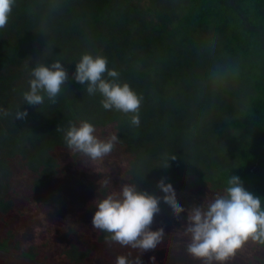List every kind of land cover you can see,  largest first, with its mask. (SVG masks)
Instances as JSON below:
<instances>
[{
  "label": "trees",
  "instance_id": "obj_1",
  "mask_svg": "<svg viewBox=\"0 0 264 264\" xmlns=\"http://www.w3.org/2000/svg\"><path fill=\"white\" fill-rule=\"evenodd\" d=\"M126 2L133 0H15L0 28V264H115L119 254L132 264H153V258L155 264H188L193 256L186 250V213L176 217L161 207L153 230L165 229V239L150 254L92 226L94 199L123 183L162 199L158 185L166 181L188 209L223 194L229 177L237 175L264 204V0H189L182 15L159 11L162 0H147L156 32L144 26L139 11L121 7ZM206 29L224 42V66L219 81L214 71L205 78L214 93L210 100L196 97L189 106L181 92L175 94V81L196 67L207 70L199 51ZM85 52L105 56L107 67L142 98L139 124L130 122L131 113L104 109L98 92L89 94L73 79L75 62ZM57 59L68 76L55 100L23 103L30 66ZM199 80L192 95L208 90ZM217 85L230 104L239 103L232 106L235 134L228 138L235 144L227 159L226 152H214L204 164L206 143L217 140L218 130L213 121L201 128V115L216 106ZM17 108H27V117L15 119ZM85 119L98 137H118L102 158L93 160L65 143L69 124ZM173 157L174 165L161 167ZM196 170L213 179L201 182L193 176ZM38 248L47 252L43 259L36 257Z\"/></svg>",
  "mask_w": 264,
  "mask_h": 264
},
{
  "label": "clouds",
  "instance_id": "obj_2",
  "mask_svg": "<svg viewBox=\"0 0 264 264\" xmlns=\"http://www.w3.org/2000/svg\"><path fill=\"white\" fill-rule=\"evenodd\" d=\"M15 0H0V28L8 22ZM62 60H51L45 64L37 60L30 66L28 89L22 93L23 103L39 106L45 97L54 101L64 86L67 71ZM118 72L107 67V58L100 54L85 52L75 62L73 79L89 94L99 93L104 109H115L131 113L130 122L139 124L138 108L141 97L127 82L118 79ZM27 108L15 111L14 118L27 117ZM118 137L115 133L107 138L95 134V125L89 120L70 123L64 134L67 147L95 160L110 153ZM176 163L173 157L166 166ZM162 199L140 190L135 183H123L118 191H110L94 199L91 224L94 228L110 234V239L121 245L137 249L143 254L156 252L164 243L165 229L153 230L161 207L169 209L173 216L186 213L185 231L190 235L187 252L212 264H224L229 257L249 239L264 243V204L244 187L237 175H231L223 194H218L206 204H194L185 209L177 202L172 186L162 181L158 185ZM115 264H132L124 254L115 258ZM135 264H140L139 260ZM153 264L155 260L153 258Z\"/></svg>",
  "mask_w": 264,
  "mask_h": 264
},
{
  "label": "rangeland",
  "instance_id": "obj_3",
  "mask_svg": "<svg viewBox=\"0 0 264 264\" xmlns=\"http://www.w3.org/2000/svg\"><path fill=\"white\" fill-rule=\"evenodd\" d=\"M147 4V0H133L132 6L128 5L127 2L125 5H121V7L127 6V8L132 11V9L134 8L135 11H139L141 13V19L144 21V26L146 27L147 25V29L148 30H155L156 32V15L155 12H153V10H151V8H147V7H151L150 5H146ZM189 0H175L173 2H171L169 5L170 7H168V5H166V2L162 0V4L160 5H156L158 6V10L159 11H166L168 12V9L170 8L171 11L174 12L175 15H179V14H183L185 13V8L187 7V5L189 4L188 2ZM136 4V5H135ZM138 6V7H136ZM125 8V7H124ZM126 8V9H127ZM139 8V10L137 9ZM127 9V10H128ZM139 27L133 28V30H137ZM209 29H206L205 33L202 34V44L201 47H199V51L200 53L203 54L204 57H201V60H203V64L206 66L207 70L204 68V70L199 69L198 67H196L195 70L193 71H189L190 74H187L185 77H181V76H177V82L179 84V87L177 90H175V94L176 91L179 93L181 92L182 94L179 95V97H181V101H187L189 106H192V103L195 101L196 97L198 98V100L200 101H206V100H210L209 98L214 94L210 91L209 86L211 85L210 82H206L207 80L205 79L212 71H214L215 77H214V81H219V77L221 75V68L224 66L223 65V61L221 58L222 57V52H221V48L223 47L224 42L216 37L215 34H212L209 32ZM209 67L212 69H209ZM197 79H200V82L205 83V87L208 88V90H206L205 92H202L201 90H199L198 88V92H196L195 94L192 95V91H196V82ZM198 81V82H199ZM172 83H174L172 81ZM214 85V84H212ZM218 86V92L221 90V87L219 85ZM195 88V90H194ZM222 90L220 91V93H218V96L215 98L217 99V104L215 107L211 106V111L213 110V113L211 114L210 112H203V115H201L206 119V123H200V127H207L210 126V122L213 121V123H216V127L218 131L215 132V134L217 135V140H208L206 145H209L205 152L206 154L204 155L202 161L204 162V164H206V162H208V159L211 158L213 156L214 152L219 153L220 155V151L222 152H226V159H227V154H229L227 151L229 150V148H231V146H233L235 143L233 141H230L228 138H230V136H233L235 134V130L232 128V124L230 119L232 118V114L234 113V110H232V106L236 103V109H237V104L238 101L232 99V103L230 104V100L228 97L229 94H224L221 93ZM184 93V95H183ZM183 95V96H182ZM240 107V105H239ZM192 110V109H191ZM239 110V109H238ZM241 110V107H240ZM195 115H197L196 111H194ZM201 111L198 110V114H200ZM179 118V117H177ZM176 118V119H177ZM181 118V117H180ZM179 121V119H177ZM221 127V128H220ZM220 128V130H219ZM193 163V161H192ZM195 163V162H194ZM196 163H198L196 161ZM200 164V163H199ZM194 165V164H193ZM187 163H183L182 167L188 169ZM184 169V170H186ZM201 170H196L193 173L194 178H198L200 179V181L202 182L203 179L204 181H211L213 179V176L208 175L206 173H200ZM197 175V177H195ZM202 175V176H201ZM202 178V179H201ZM205 183V182H204ZM34 252L37 254L36 257H44L45 254H47L46 250L44 249H35ZM174 256V260H180L183 258H180V256H178V254H173ZM183 257L189 258V254L186 253L184 255H182ZM43 259V258H42ZM185 259V258H184ZM247 259L249 261V259H254L255 260V264H264V249L261 245H259L258 243L253 242L252 240H248L246 241L236 252L233 256L229 257L227 261L224 262V264H247L246 260ZM187 260V259H186ZM41 261V260H40ZM189 261L193 264L195 262V264L197 262H199V264H207V262L201 258H196V257H192L189 259ZM187 261L188 264H190V262ZM42 262V261H41ZM44 263V262H42ZM254 263V262H253ZM175 264V262H174ZM212 264H218V262L213 261Z\"/></svg>",
  "mask_w": 264,
  "mask_h": 264
}]
</instances>
